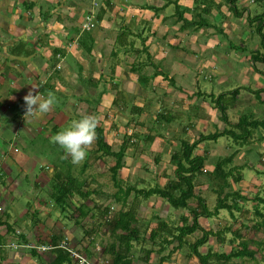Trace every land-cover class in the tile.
Returning a JSON list of instances; mask_svg holds the SVG:
<instances>
[{"label": "crops", "instance_id": "crops-1", "mask_svg": "<svg viewBox=\"0 0 264 264\" xmlns=\"http://www.w3.org/2000/svg\"><path fill=\"white\" fill-rule=\"evenodd\" d=\"M249 1L259 3L256 7L259 11L247 18H254L264 11V0ZM236 2L237 0L235 5ZM170 7H172L171 10H169ZM238 10V8L233 10L228 0H0V110H6L5 113H7L9 106L22 103L24 123L18 128L27 135L43 134L44 138L55 134L60 126L68 124L67 120L70 121L69 118L73 114L77 115L76 118L82 114L95 116L97 126L104 129L105 139L112 146V150H118L125 143L126 155L123 158V166L119 169V177L124 169L132 176L138 172V169L145 170L154 167L150 173L144 171L139 180H133L134 178L126 174L125 180H130L128 183L142 184L144 187L155 182L162 186L169 177L173 176L175 166L170 162L171 154L180 147L184 140L192 143L200 135L213 134L214 132H202L206 127V122H212V126L217 124L220 132L227 129L238 131L234 124L242 115L246 116L248 121H261L262 125L249 127V131H246L243 138L238 141L222 135L217 139L199 142L198 144H204V148L196 154L203 152L208 154L205 168L210 171L213 169V161L218 156L223 157L235 153L231 166L240 171L242 178L238 183L231 180V184L233 190L239 191L247 198L245 201L248 203L247 206L245 201H238L241 207L240 213H242L241 225L246 224V221L247 224H252L250 221L255 220L253 225L258 227V233H262L264 231V208L257 213L259 207L254 205L259 203H256L253 198L255 196L264 197L261 193L264 190L262 188L264 184L260 182V177L255 176L259 173L264 174L263 166L258 165L256 168L250 160H242L241 165H236L235 160L243 158V154L239 153L243 147L248 151L257 149L261 159H264V119H262L264 117V61L256 59L251 63L249 61L250 52L243 57L246 61L245 65L241 66L245 68L241 70V68L227 64L218 66V63L206 56L207 48L216 49L221 44L231 46L235 43L236 47L244 52L247 44L258 42L256 32L251 37L250 30H247V33L244 31V26L247 24L252 26L254 20L249 21L239 15ZM90 12L95 14L93 26L85 29L83 26ZM209 15L212 17L210 20L207 19ZM262 33L264 34V25ZM188 57L190 59L185 61ZM186 62L192 65L183 71ZM188 69L193 70L192 79L186 77ZM177 72H180V77L177 76ZM234 72L247 74L245 82H248L249 86H254L249 93L254 94L260 103L253 104L252 111L249 113L239 111L240 115L236 122L230 121L228 117V122H224L220 117L219 104L215 105L213 102L208 104L205 100L196 104L201 102L199 99L207 92H202L198 88V76L195 74L206 73L204 78L208 80L218 76L220 82H225L227 80L225 74ZM30 90L33 94L38 93L44 98L52 96L51 92L56 93L57 91L63 95V99L66 96H72L69 98L76 112L69 108L56 110L54 105L45 114L27 113L24 96ZM110 90H113L115 94H110ZM234 93H238V90ZM210 94L214 95L212 92ZM230 104L232 103L221 106L225 108L226 116ZM194 105L195 108L198 107L199 112L191 111ZM152 107L157 111V117L163 114L164 122L161 123V120L160 123L166 131L163 134L157 133L153 140L148 141L147 138L153 133L149 127L144 125L143 117L150 113L148 109ZM102 109L106 111L103 112ZM171 109L175 111L172 115L168 114ZM185 113H188L187 117L184 116ZM166 114L168 115L167 121L165 120ZM191 115L194 116V120L191 119ZM122 117L128 119V122L120 123ZM215 118L223 121L224 127L215 122ZM176 119H179L180 123L175 124ZM107 122L109 125L104 126ZM196 129L199 130L196 131ZM187 135H193L191 141L186 138ZM124 136L125 139H130L124 141ZM221 137L225 146L218 145ZM207 142L215 143L217 152L212 153ZM228 148L230 150L226 152ZM137 150L140 153L134 154ZM87 152L90 155H87L86 159L81 162L80 167V173L85 177L86 183L81 176L80 179L83 184L99 186L101 184L100 174L98 171L91 172V169H94L95 163H105L106 156L97 153L96 146L92 145L88 146ZM152 152H158L154 156V162L149 159L151 158L149 153ZM13 153L16 154V150ZM128 157L131 158V162H127ZM165 157H167L166 160ZM125 158L126 161H124ZM132 159L135 160L132 161ZM111 162L110 166L115 163V161ZM26 164L27 161L20 160L12 154L10 156L4 154L3 162H0L2 211L4 209L8 211L6 207L9 206L8 208L15 212V215L5 212L3 213L5 219L0 218V264H49L53 259V250L48 260L43 259L47 258L43 256L34 260L32 254L24 248L18 251L10 250L9 246L17 243L12 241L14 237L19 239L18 242L25 238V241H45V244L50 245H59L65 240L68 243L69 240L77 239V232L74 228L63 227L62 229L60 226L59 231L53 229L56 226L51 224L49 208L40 207V216L45 217L44 221L31 217L36 213L32 211L37 206L33 205L30 209L26 208L21 212L15 209L10 200L12 192L14 193V186L19 184L21 178L25 176L24 166ZM167 164L173 167L171 173L168 172L169 170L165 171L168 168ZM244 168L254 169V177L249 178V176L245 179L242 172ZM14 169H17V173L12 176ZM133 169L136 171L134 172ZM48 170V174L41 176L39 181H53L59 173L56 167H50ZM156 172L157 177L154 176ZM66 177L61 174L59 178L63 181ZM204 179L201 176V182L197 183L195 188V190L199 188L196 192L202 196L208 189L207 187H210L209 182ZM56 183L62 182L56 181ZM81 190V198H73L76 204L84 201L87 203L89 200L90 192L87 191L84 194L83 187L76 192L80 195ZM209 190L215 194L211 188ZM97 192L98 189H95L94 193ZM91 198L94 202L97 201L98 205L103 203L102 207L110 205L112 210L121 208L118 199L110 198L106 201L104 197L95 198L92 195ZM100 198L103 201H100ZM152 198L154 196L143 198L141 202L139 199L136 216L140 233L143 231L149 233L155 226L153 220H150V216L155 215L149 216L153 210L148 211L144 206V202L152 201ZM161 201L164 200L161 199ZM228 202L231 200L229 199ZM93 205L95 206V203ZM190 205H195V200H192ZM142 208H146L147 212L141 215L139 212ZM178 210L182 215L188 213L183 209ZM30 212L31 215H29ZM227 212L230 213L226 209H221L217 215L210 218L214 217L216 222L222 221V214ZM235 212L237 211L233 210L230 213L233 219L236 218ZM91 214L78 211V216L87 221L84 224L81 220L84 232L92 231L91 239L98 238V236L105 239L106 235L98 230L103 217L100 214L99 218H95L94 211ZM145 218L149 220L146 222V224L149 223V227L141 223V220H146ZM210 218L200 217L198 221L202 226L201 220ZM42 224L45 228L41 230L40 225ZM236 228L238 227L234 226L232 230ZM106 234L109 236L111 232L107 231ZM111 242L112 240L108 243L105 241L104 252L107 244ZM251 243L264 245V234L261 235V239L251 241Z\"/></svg>", "mask_w": 264, "mask_h": 264}, {"label": "rangeland", "instance_id": "rangeland-1", "mask_svg": "<svg viewBox=\"0 0 264 264\" xmlns=\"http://www.w3.org/2000/svg\"><path fill=\"white\" fill-rule=\"evenodd\" d=\"M236 6L239 9L238 10L239 15H242L245 18H247L248 16H252L253 13H255L256 11H259V10H256L257 9L256 7L259 6V3L257 2L253 3V2H250L249 0H237ZM171 9L172 7H170L169 10ZM203 16L205 17V15ZM211 18L212 17L209 15L207 19L210 20ZM244 28H245L244 29L245 33H247L246 32L247 30H250V33H251L250 35L252 37V35L256 32V29L258 28V23L254 21L252 26H249L247 24L244 26ZM256 34L258 36L257 38H259L258 42H255V43L251 42L249 45L247 44V46L244 47L246 48V51L243 48L244 52L242 51V49L237 48L235 43H232L231 46L230 45L223 46V44H221L220 46L216 47V49L207 48L206 56L210 60L214 61L215 63H218V66L227 64L228 66L236 67L239 69L241 68V70H243L245 67L241 65L242 64L245 65L246 60L243 58L245 54H249L251 52V56L249 55V61L251 63L252 61H255L258 57H264V45H262L261 43V38H260L259 33L256 32ZM220 37L221 36L219 35V38ZM254 49H257V50L252 51ZM189 59L190 58L188 57L187 60L185 61H188ZM191 65L192 64L186 62L182 70L185 71L187 67L189 68V66ZM257 67L261 68L259 66ZM208 70H212V69H208ZM192 71H193L192 69H188L186 73V77L188 76L192 79L193 77ZM179 73L180 72H177L178 77H180ZM195 75L198 76V82H199L198 88L202 92H207L206 94L202 96L201 99H199V101L201 102L196 103V104L202 103L203 100H205L208 104H211V102H213L215 103V105L219 104L220 106H224L229 103H232L229 105L230 107L228 109V115H227L229 120L232 122L233 121L236 122L237 119L239 118V115H240L239 111H244V113H249L250 111H252L251 107L253 108L252 106L253 104L256 105L260 103L259 99H257V97H255L254 94L249 93L254 89V86H249L248 82H245V80L247 79L245 75L247 74L239 73V72L238 73L234 72L231 74L226 73L225 75L227 76V80L225 82H220L218 76L217 77L214 76L211 80L205 79L204 75H206V73L205 74L203 73L195 74ZM252 81H253V77H252ZM210 84H212V86ZM184 85H186L185 82H184ZM183 87L185 88L187 86H183ZM236 89L238 90V93L235 94L234 91ZM210 92H212L214 95L212 96ZM51 93H52V97L56 98V103L54 104L55 105L54 108L56 110L60 108L62 110L64 108H69V109H72L73 112H76V109L73 106L72 100H70L72 96H69L71 98L66 96L65 99H63V95L60 94L59 91H57L56 93L55 92H51ZM113 93L115 94L113 90H110V94L113 95ZM67 98L69 100H66ZM23 109H24V106L22 105V103H16L14 105L9 106L7 113H5L6 110H2V109L0 110V162H3L4 154L5 156H10L12 154L14 156H17L20 160L27 161V164L24 166L25 176L21 178V182L19 184H16L14 186L13 188L14 193L12 192V199L10 201H12L13 206L18 212H21L22 210L26 208L30 209L31 206L33 205L37 206L35 207L34 211H32L36 213H34L32 216L30 212L29 215H31V217L35 219L36 218H38L39 220L43 219V221L45 220L44 219L45 217L42 218L40 216V213H41L40 209L41 208L44 209L43 207H46L47 209L49 208L50 213H51L50 215L51 224H54L56 226L55 228L53 227L54 230L59 231L61 230L60 226H62V229L63 227H67L69 229L74 228V231L77 232L76 233L77 239H72V241L69 240L68 242L69 246H71L72 248H74L75 250L83 254L91 264H112L111 254L108 252V250L106 252L103 251V246L105 245V241L107 243L108 241L110 242V240L115 241L112 232L109 236L106 234L107 231L108 232L110 231V228H109L110 226L108 225V222H105L106 217H104L102 222L100 223V229L98 228V230H100L101 233H104L106 235V238H105L106 240L99 238V236L98 238L96 237L95 239H91V235L93 233L92 231H89L87 233L84 232V228L82 227V222L85 224L87 223V221L82 220L84 218H80V216H78V211H82L85 213L88 212L89 214L92 213L93 208H94L93 204L94 203L96 204L97 201L94 202L93 201L94 199L91 198V195L92 197H95V198L104 197L106 198V201L107 199H110L109 196H112L111 194L115 191V187L111 179V172L109 170L110 164L112 163L111 161H114V159L111 156H106L105 163H102V162L95 163L94 169H91V172L98 171V173L100 174L101 184L99 186H96V185L89 186L87 184H83V182L80 179V176L82 177L84 183H86L85 182L86 179L80 173L81 163L73 164L70 159L71 157L67 156V154L64 152L62 147L59 146L57 143L53 142V136L58 131H60L62 128L68 126L73 119H76L77 115L73 114V116L69 118L71 120L70 121L67 120V122H69L68 124H64V126H60L58 128V131L55 134L53 135L50 134L51 136L49 135V137L47 136L46 138H44L43 134L39 133L38 136L36 135L32 136L33 134L27 135L22 129L18 128V126L24 123L23 121L24 119L22 117V114L24 111ZM148 110L150 111V113H148L147 115L143 117L144 125L150 128L151 133H153L152 135L154 136H156L157 133L163 134L166 131L164 130L165 128L161 125V123L164 122V118L162 119V122L160 121L161 123L159 122L160 123L159 124L156 118L157 111L153 107L152 109L150 108ZM102 111L105 112L106 110L102 109ZM191 111L197 113L199 112V109L198 107L195 108V105H194ZM173 113H175L174 109H171L170 111H168V114L172 115ZM167 116L168 115L166 114L165 116L166 121H167ZM184 116L187 117L188 113H185ZM191 119L194 120L193 115H191ZM262 119H264V117ZM127 120L126 118L122 117L120 120L121 121L120 123H126ZM175 121H176L175 124L180 123L179 119H176ZM214 121L217 122L220 126L224 127L225 123L221 121L219 118H215ZM205 124H206V127L203 128V131H202L203 133H210V132H215V131L220 130L217 124L216 126H212L211 125L212 122L210 121L206 122ZM107 125H109V122H107V124L104 126H107ZM158 125L159 126L161 125V126L158 127ZM259 125H262V124L260 123ZM175 126L177 127V125ZM14 128H16V130H14ZM170 129H172V127ZM197 130L199 129H196V131ZM192 136L193 135L191 136L187 135L186 138L191 141ZM222 139L223 138L221 137L218 140L219 146H225V142H223ZM207 143L212 153L213 151L217 152L215 143L214 144H211L209 142ZM91 145L95 147L96 145L95 140ZM203 146H204L203 143L198 144L195 147L193 154H196L197 152H201L202 149L204 148ZM15 150L17 152L16 154L13 153ZM229 150H230L229 148L226 149V152H228ZM254 150L251 149L250 151H248L247 148L243 147V149L239 151V153L241 152V154H243L242 155L243 158L236 159L235 160L236 165H241L243 161L250 160L254 167L258 168V165H260V166H263V169H264V159H261L260 153L258 152L257 149H254ZM138 153H140L139 150L135 151L134 154H138ZM157 153L158 152L149 153L151 155V158L149 159H151L152 162H154V156H156ZM87 155H90V154L87 152ZM91 156H93V154H91ZM130 159L131 158L128 157L127 162H131ZM166 159L167 157H165V160ZM133 160L135 159H132V161ZM124 161H126V158L124 159ZM32 163L34 164L32 165ZM167 166L168 168L165 171L167 172V170H169L168 172L171 173L173 167L169 164H167ZM50 167L57 168V172L59 173L56 176V178H54L53 181H48V182L39 181L40 180L39 178L41 176L48 174L49 172L48 169ZM153 169L154 167H151L145 170L138 169V172L136 174H133L132 176L130 173H127V171L124 169L122 170V173H120V177L117 176V178L119 180H123V185L126 186V183L130 181L129 179L125 180L126 174H128L129 177L131 176L130 178H134L133 180H139L140 176L144 173V171H147L150 173ZM253 170L254 169L244 168L242 171L244 174V178L248 179L249 176H250L249 178L254 177L255 171ZM133 171L135 172L136 169H133ZM15 173H17V169H14L12 176H14ZM61 174H63L64 176H68V174H71V175L73 174L75 177H77L75 178L76 179L75 190L72 189V191L74 190L73 196L72 197L69 196L68 198L65 197L64 198L65 204L57 201L56 192H55L56 186H53L54 184H56V181L62 180V178H59ZM154 176L156 177L158 176L157 172L154 174ZM255 176L260 177L261 178L260 182L264 184V174L259 173V175H255ZM203 177H206V176L203 175ZM153 184L154 183H152V185ZM82 187L84 188V191H83L84 194L87 193V191H89L90 196H89V200L87 203H85V201L80 202V203L77 202L80 204L79 205V204H76V201L73 200V198H78V199L81 198L82 190L80 191V195H79L76 192V189H81ZM143 187L144 185L137 184L138 189L143 188ZM207 188L208 189L204 193V197L206 198L208 206L212 209V207L216 203V198H215L216 196L215 194H212L210 192L209 188L211 187H207ZM262 188L264 189L263 186ZM95 189H98V194L96 193L93 194V190ZM198 189L199 188L197 187L196 190L198 191ZM59 190H61V188H59ZM261 193L262 195H264V190H262ZM133 199H134V194L131 193V195L129 196L127 200V205H126L127 207L129 204L133 203ZM99 200L103 201V199L101 198ZM151 200L152 201H148V202L145 201L144 206L147 207L148 211L153 210L149 213V216L155 215V217L150 216V220H153V224L154 223L157 224L156 216L157 214H159L158 216L162 218L171 227L179 225L181 213H179L178 209L173 208L166 201L162 202L160 198L159 199L157 198V196H154V198H152ZM140 202H141V199H140ZM244 203L248 206V203L246 201ZM257 203L259 204L254 205V206L259 207L257 213L258 212L260 213L261 210L264 208V203H260V202H257ZM101 206H103V203H101ZM2 207H3V204L0 203V216L2 217V219H5L3 215V213L5 212L7 213L10 212L11 214L15 215V212L11 208H8L9 206L6 207L8 211H4L5 209L2 211ZM115 208H117V206ZM145 209L142 208L139 214L142 215L145 212H147L145 211ZM116 210L117 209L112 210V211L116 212ZM95 213H96V216L94 217L96 218L98 214L97 210L96 211L94 210V214ZM154 213H157V214H154ZM112 214L113 213L108 214L109 219L112 218L111 217ZM235 214H236L235 219H233L230 213L228 212L226 214H222L223 219L222 221H219V222H216L214 220L215 219L214 217L210 218L209 220H206V219L201 220V224L203 228L205 229L206 227L207 229H210L214 233H212L209 236L208 241L206 243H204L202 246L199 247L200 252L206 253L207 251H212L216 253H228L231 250V248L233 247L237 248L238 247L237 242H239V239L234 238L235 239L234 241H230L232 240L234 233H232L231 231L225 232V230L229 228V226L230 227L237 226L238 230H240V236L244 238L245 240L257 241L258 239H261V235L264 234V231L262 233H258V227L256 225H253V223H255V220L250 221V223L252 224H247V221H246V224L241 225V222H242L241 215L242 214H240V212L239 213L235 212ZM255 215H256V212H255ZM252 218H254V216H252ZM145 219H146L145 221L141 220V223L143 224V226L147 225V227H149V223L146 224V222H148L149 220L147 218ZM34 223H37V222H34ZM229 223L230 225H228ZM40 228L41 230L45 228L44 224L40 225ZM95 231H97V229H95ZM36 233L37 232H35V234ZM11 235H13V233ZM147 235H148V232L143 231L141 233V241L138 243L133 241V248L131 251L132 253H130L131 259H132L131 264H145L144 255H145L146 249H150L152 251V254L150 255V264H156L159 258L161 257L166 258L164 261V264H171V261L175 264H200L198 258L195 256V254L192 251L191 244L192 242H194L197 238L201 236V231H196L195 233L188 236L186 239V242H184L182 245H179V246L177 245V242H173V240L169 241V243L167 244L161 243L160 238H158L157 241L153 243L151 240L147 239L148 238ZM63 236H64V233H63ZM16 238L17 237H14L12 241L17 242V243H14L11 246H9L10 250L18 251L24 248L25 251L33 254L32 256L34 260L42 256L47 257L43 259L48 260V258L50 257V252H52V250L38 251L35 248L29 247V245L31 244L38 245V246L39 245H50V244H45V241H36V240L35 241L26 240L25 241L24 240L25 238H24V239H21L20 242H18L19 239H16ZM62 239L60 241H62ZM249 244H250L249 245L250 248L255 250V254L253 257L242 256L241 258H234L229 262L212 259L210 264H264V245L262 243L255 244L251 242H249ZM96 245H98V247ZM20 246L22 247L18 248ZM32 250H34L35 253H32ZM173 257L175 258L173 259Z\"/></svg>", "mask_w": 264, "mask_h": 264}, {"label": "trees", "instance_id": "trees-1", "mask_svg": "<svg viewBox=\"0 0 264 264\" xmlns=\"http://www.w3.org/2000/svg\"><path fill=\"white\" fill-rule=\"evenodd\" d=\"M236 0H228L231 8L236 10L235 5ZM258 23V28L256 32L259 33L261 38V43L264 45V34L262 33L264 25V11L254 18H249ZM264 61V57L257 58V60ZM237 91V90H235ZM220 117L224 122H228L225 108L219 107ZM161 116V117H160ZM163 114H159L157 121L162 120ZM263 124L261 121H248L247 117L242 115L240 116L238 122L234 124V127L238 131L233 129H227L220 132H214L209 135H200L198 139L194 140L192 143L184 140L181 142L180 147L171 154L170 162L175 166L173 170V176L169 177L164 185H159L155 182L153 185L148 184V187L137 188V184L128 183L126 186L123 185V180L117 178L119 169L123 166V158L126 155L125 143L121 147L114 151L112 146L107 143L104 136V129L101 126H97L96 131V150L101 156H111L115 163L110 166L109 170L111 172V179L115 187V192L109 196L113 199H118L117 201L121 204V208L116 212H113L110 205L102 207L101 205L95 204L93 211L97 210V217L99 215L104 218L110 226V232H112L115 241L107 244L105 252L111 254L112 264H131L132 259L130 253H132L133 241H141L140 228L137 225L138 219L136 216V209L139 206V199H147L150 196H157L160 199L168 202L175 209L187 210L186 214H180V223L177 226L171 227L168 225L162 218L156 216L157 224L151 229L148 233V240H151L153 243L160 238L161 243L177 242V245H182L186 242V239L191 234L196 231H201V236L197 238L191 244V248L195 256L198 258L200 264H210L212 259L221 260L229 262L234 258H241L242 256L253 257L255 250L250 248V240H245L240 236V230L236 228L232 230V227L229 226L225 230L233 232V238L230 241L239 239L238 247L231 248L228 253H216L212 251H207L202 253L199 251V247L208 241L209 236L214 233L211 230H205L199 223L198 219L200 217L210 218L219 213V210L226 209L230 213L233 210L237 212L241 211L238 201H245L247 198L242 196L239 191L233 190L231 180L234 183H238L242 175L240 171H237L236 167L231 166L232 159L235 156V153H232L227 156L220 157L218 156L213 161V169L208 170L205 168V163L208 160V154L203 152L201 154H193L195 147L199 142L209 139H217L222 135L232 138L234 141L243 138V134L246 131H249V127H254L258 124ZM154 135L147 138L148 141L154 139ZM130 139V138H127ZM124 136V141H127ZM96 153V152H95ZM206 173V174H204ZM205 175L210 184L211 190L216 194V203L211 209L208 206L206 198L200 193L196 192V184L201 182L200 177ZM66 177V176H65ZM75 177L73 174H68L66 179L62 183H56L53 186H56V198L60 203L65 204V197L73 196V191L75 190ZM61 190H59V188ZM72 189H74L72 191ZM80 189H76L79 192ZM95 190H93L94 193ZM134 194L133 203L128 207L127 199ZM98 194V192L96 193ZM229 199L231 202H228ZM195 200V205L191 206L190 202ZM253 200L257 203H264V197L255 196ZM62 204V205H64ZM110 212V213H109ZM257 212V211H256ZM112 214V218H108V214ZM242 214V213H240ZM96 216V213H95ZM155 217V216H154ZM1 218V216H0ZM235 238V239H234ZM1 243V242H0ZM56 245V244H55ZM53 250V249H52ZM54 257L49 264H76L75 261L70 258L69 253L66 250L61 248L54 249ZM32 253H35L32 250ZM152 251L150 249L145 250V264H150V255ZM33 255V254H32ZM175 257H173L174 259ZM143 259V258H142ZM166 258H159L156 264H164ZM171 264H174L171 261Z\"/></svg>", "mask_w": 264, "mask_h": 264}, {"label": "clouds", "instance_id": "clouds-1", "mask_svg": "<svg viewBox=\"0 0 264 264\" xmlns=\"http://www.w3.org/2000/svg\"><path fill=\"white\" fill-rule=\"evenodd\" d=\"M27 113L39 112L48 113L56 98L49 96L42 97L38 93L33 94L30 90L24 96ZM97 120L91 114H82L79 118L73 119L71 123L62 128L53 136V142L62 147L67 156L71 157L73 164H79L87 157V148L96 138Z\"/></svg>", "mask_w": 264, "mask_h": 264}, {"label": "built area", "instance_id": "built-area-1", "mask_svg": "<svg viewBox=\"0 0 264 264\" xmlns=\"http://www.w3.org/2000/svg\"><path fill=\"white\" fill-rule=\"evenodd\" d=\"M254 1V0H252ZM95 14L93 12H90L89 15L86 17V22L84 24V28L88 29L91 26H93V20H94ZM30 248H35L38 251H48V250H54L55 248H61L63 250H66L69 253V256L72 258L73 261L76 262V264H91L86 257L72 248L71 246L68 245L67 241L61 242L59 245H29ZM175 264V263H174Z\"/></svg>", "mask_w": 264, "mask_h": 264}]
</instances>
